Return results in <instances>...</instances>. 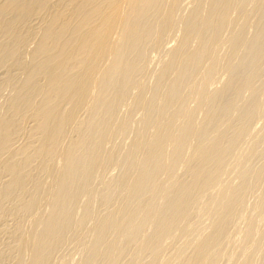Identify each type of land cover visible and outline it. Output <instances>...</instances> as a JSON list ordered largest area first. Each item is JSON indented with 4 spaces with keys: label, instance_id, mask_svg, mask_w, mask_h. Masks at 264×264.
Returning <instances> with one entry per match:
<instances>
[{
    "label": "bare ground",
    "instance_id": "obj_1",
    "mask_svg": "<svg viewBox=\"0 0 264 264\" xmlns=\"http://www.w3.org/2000/svg\"><path fill=\"white\" fill-rule=\"evenodd\" d=\"M0 264H264V0H0Z\"/></svg>",
    "mask_w": 264,
    "mask_h": 264
}]
</instances>
